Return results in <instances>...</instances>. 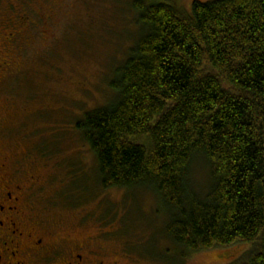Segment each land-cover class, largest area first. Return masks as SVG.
<instances>
[{"label": "trees", "instance_id": "trees-1", "mask_svg": "<svg viewBox=\"0 0 264 264\" xmlns=\"http://www.w3.org/2000/svg\"><path fill=\"white\" fill-rule=\"evenodd\" d=\"M115 1L137 36L110 103L77 122L102 188L154 192L181 250L244 242L231 264H264V0L195 1L192 14L179 0Z\"/></svg>", "mask_w": 264, "mask_h": 264}, {"label": "rangeland", "instance_id": "rangeland-1", "mask_svg": "<svg viewBox=\"0 0 264 264\" xmlns=\"http://www.w3.org/2000/svg\"><path fill=\"white\" fill-rule=\"evenodd\" d=\"M195 1L213 0H179L188 14ZM117 6L115 0H0V18L20 12L36 22L25 34L28 44L17 49L20 64L8 81L10 149L24 150L35 143L38 152L57 163L58 187L48 193L57 194V203H65L68 196L81 203L78 210L87 211L92 219L100 217L77 227L81 233L96 232L98 223L117 229L115 235L135 242L143 264L234 263L248 251L249 243L181 250L166 235L169 211L154 192L101 186L96 155L77 122L110 103L109 83L137 36L132 13ZM210 169L205 160L195 161L196 189L208 190ZM62 208L51 218L61 217L76 226L77 218L69 216L67 206Z\"/></svg>", "mask_w": 264, "mask_h": 264}, {"label": "flooded vegetation", "instance_id": "flooded-vegetation-1", "mask_svg": "<svg viewBox=\"0 0 264 264\" xmlns=\"http://www.w3.org/2000/svg\"><path fill=\"white\" fill-rule=\"evenodd\" d=\"M31 24L36 22L26 13L0 18V264H143L135 242L115 235L117 229L104 223H98L94 233L77 229L100 217L92 219L87 211L78 210L81 203L68 196L65 203H57V194L48 193L58 187V166L37 151L36 140L33 147L10 149L8 81L20 64L17 49L29 42L25 34ZM62 206L77 218L76 226L61 217L51 218Z\"/></svg>", "mask_w": 264, "mask_h": 264}]
</instances>
